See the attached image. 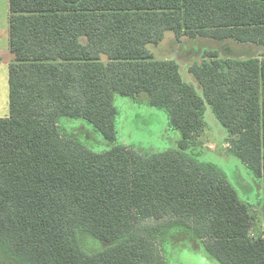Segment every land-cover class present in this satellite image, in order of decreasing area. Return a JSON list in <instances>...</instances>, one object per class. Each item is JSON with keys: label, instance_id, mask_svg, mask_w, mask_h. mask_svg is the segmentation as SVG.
<instances>
[{"label": "trees", "instance_id": "trees-1", "mask_svg": "<svg viewBox=\"0 0 264 264\" xmlns=\"http://www.w3.org/2000/svg\"><path fill=\"white\" fill-rule=\"evenodd\" d=\"M9 116L0 118V264H166L160 241L196 239L221 264H264L257 215L226 173L188 151L206 103L230 153L264 182V53L190 66L151 47L168 31L264 49V0H10ZM2 57L0 56V63ZM149 96L180 131L177 150L95 152L62 132L84 119L117 140V95ZM87 234L111 243L88 253Z\"/></svg>", "mask_w": 264, "mask_h": 264}, {"label": "rangeland", "instance_id": "rangeland-1", "mask_svg": "<svg viewBox=\"0 0 264 264\" xmlns=\"http://www.w3.org/2000/svg\"><path fill=\"white\" fill-rule=\"evenodd\" d=\"M9 28V22L3 24ZM7 42L0 38V49H5ZM158 60H174L180 65L182 79L193 85L201 97L204 91L189 68L200 63L205 51L219 50L223 57L246 59L256 56L258 49L254 46L239 45L234 42H216L213 40L185 38L178 42L173 32H168L164 41L151 47ZM115 104L118 109L117 140L110 142L96 130L93 125L80 118L62 117L60 126L65 135L79 140L95 152H105L115 145L135 149L139 154L177 150L182 138L180 131L169 126L166 111L153 108L149 96L125 98L117 95ZM205 121L207 127L199 138V145L188 151L199 160L217 165L223 170L231 184L237 190L240 199L249 204L258 217L260 234L264 236V182L253 175L248 167L229 151V131L217 118L214 109L206 103ZM82 245L86 252L97 253L111 246L87 234ZM166 264H221L207 254L201 243L185 237L176 242L168 234L159 243Z\"/></svg>", "mask_w": 264, "mask_h": 264}, {"label": "crops", "instance_id": "crops-1", "mask_svg": "<svg viewBox=\"0 0 264 264\" xmlns=\"http://www.w3.org/2000/svg\"><path fill=\"white\" fill-rule=\"evenodd\" d=\"M10 0H0V38L2 40H6L7 45L5 49H0V56L2 57V62L0 63V118H5L9 116V66L10 64L14 61V56L10 52V36H9V28L3 26L4 21L9 22V16H10ZM172 32V31H168ZM166 32V34L168 33ZM174 33V32H173ZM165 34V36H166ZM175 34V33H174ZM176 37V35H175ZM187 37L182 38L181 40H178V42H182L183 39ZM165 39V37H164ZM193 39V38H190ZM197 39H205V40H213L216 42H234L239 45H249V46H254L258 49V54L253 57L249 58H261L262 54L264 53V49L258 45L255 44H243V43H238L236 41L230 40V39H225V40H219V39H211V38H194L193 40ZM164 41V40H163ZM162 41V42H163ZM211 51H216L218 52L220 58L222 59H236L233 57H223L221 56V53L219 50H211ZM206 52V51H205ZM246 58V59H249ZM168 60V59H166ZM203 60V58H202Z\"/></svg>", "mask_w": 264, "mask_h": 264}]
</instances>
